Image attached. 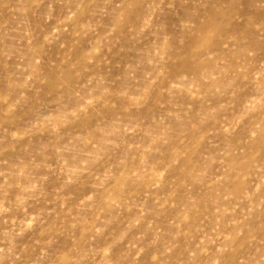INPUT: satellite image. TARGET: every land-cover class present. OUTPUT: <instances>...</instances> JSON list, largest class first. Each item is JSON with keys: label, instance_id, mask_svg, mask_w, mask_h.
<instances>
[{"label": "clouds", "instance_id": "1", "mask_svg": "<svg viewBox=\"0 0 264 264\" xmlns=\"http://www.w3.org/2000/svg\"><path fill=\"white\" fill-rule=\"evenodd\" d=\"M0 264H264V0H0Z\"/></svg>", "mask_w": 264, "mask_h": 264}]
</instances>
